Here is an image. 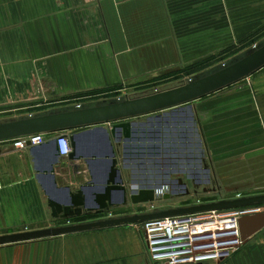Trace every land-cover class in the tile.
Masks as SVG:
<instances>
[{"label": "crops", "instance_id": "0c3cea01", "mask_svg": "<svg viewBox=\"0 0 264 264\" xmlns=\"http://www.w3.org/2000/svg\"><path fill=\"white\" fill-rule=\"evenodd\" d=\"M181 1L0 0V106L27 101L42 91L61 97L156 78L170 67L194 64L212 49L228 46V33L244 29L238 22H228L230 0H205L213 6L204 22L197 18L198 0H188L183 11ZM262 24L250 21L245 30L255 31ZM237 96L240 90L201 106L206 124L212 125L213 115L220 112L228 130L238 125L240 131ZM125 121L134 127V119ZM206 136L212 144L207 132ZM38 167L31 147L17 149L11 140L0 141V235L49 227L59 220L52 216ZM56 179L59 187L78 190L91 180L86 160L60 157ZM240 228L242 247L226 260L205 264H264V204L242 217ZM0 264L162 263L152 259L138 225H120L3 245Z\"/></svg>", "mask_w": 264, "mask_h": 264}, {"label": "rangeland", "instance_id": "374dc122", "mask_svg": "<svg viewBox=\"0 0 264 264\" xmlns=\"http://www.w3.org/2000/svg\"><path fill=\"white\" fill-rule=\"evenodd\" d=\"M210 2L205 0L196 2L197 18H200L198 21H205L206 11L211 5L213 6V2ZM187 8L188 0H182V11ZM228 15V22L233 25L238 22L240 28L244 29L239 34L230 31L228 46L224 47V43L222 47L212 49L211 55L199 58L194 64L170 67L163 74L159 73L156 78L127 83L110 90L71 93L61 97L45 96L43 94L45 92L42 91L41 95L27 101L24 99L6 101L0 106V122L67 107L124 100L127 97L175 87L196 76L207 75L226 63L236 61L254 47L264 43V0L259 2L230 0ZM250 21L263 24L255 31L246 32L245 29ZM207 38L211 39L212 34H207ZM238 90L240 97L237 96L234 101L240 100V131L236 129L238 125L228 130L227 121H221L220 112L213 115L212 125L206 124L200 107L209 104L212 100L234 94ZM211 96L208 99L185 104L183 107L145 115L144 118L143 116L133 118L138 137L133 143L144 145L142 151L145 154L142 157L133 156L125 159L122 155L123 143L117 146L118 166L122 170L128 189L132 184L139 185L140 188L151 186L161 198L150 202L133 203L128 197L127 204L71 220L59 219L52 226L167 210L222 198L235 199L264 194V188H260L264 185L262 178L264 175V67ZM241 103L251 107H245ZM104 126L107 128L108 125ZM206 132L212 139V144H209ZM238 138H240L239 144H237ZM133 151L141 150L137 147ZM258 174L261 177L257 176ZM131 191L129 189V193ZM166 193L170 194L168 199L163 197Z\"/></svg>", "mask_w": 264, "mask_h": 264}, {"label": "water", "instance_id": "95a60500", "mask_svg": "<svg viewBox=\"0 0 264 264\" xmlns=\"http://www.w3.org/2000/svg\"><path fill=\"white\" fill-rule=\"evenodd\" d=\"M264 67V43L254 47L236 61L226 63L207 75L196 76L188 81L161 91L127 97L89 106L64 108L52 112L0 122V141L36 133L57 134L62 131L89 128L70 136L73 152L71 159L84 158L88 164L91 180L73 190L71 186L59 187L56 167L59 149L56 136L43 144L31 146L39 159L40 178L49 196L52 216L71 220L92 213H101L113 207L128 203L155 201L161 196L154 187L132 184L131 193L118 166L117 146L122 144L123 157H142L144 145L134 144L138 140L132 122L135 117L175 109L206 95L233 85ZM114 123L111 128L104 125ZM153 133V131H151ZM139 151H133L134 148ZM154 148L158 146H153ZM151 154V153H149ZM46 161H42V157ZM186 186V185H185ZM187 192H189L186 186ZM164 198L170 197L166 193ZM264 204V194L244 196L235 199L187 205L167 210L136 213L132 215L73 222L60 226H49L0 235V246L21 242L37 241L61 235L85 232L120 225H137L144 221L167 216L185 215L209 210H225Z\"/></svg>", "mask_w": 264, "mask_h": 264}, {"label": "built area", "instance_id": "2783aa9c", "mask_svg": "<svg viewBox=\"0 0 264 264\" xmlns=\"http://www.w3.org/2000/svg\"><path fill=\"white\" fill-rule=\"evenodd\" d=\"M53 136H56L60 157L69 156L73 148L67 131L36 133L10 140L15 148L27 149L43 144ZM260 208L246 206L167 216L137 225L144 232L153 260L162 264H205L226 260L242 247L240 220Z\"/></svg>", "mask_w": 264, "mask_h": 264}, {"label": "bare ground", "instance_id": "6f19581e", "mask_svg": "<svg viewBox=\"0 0 264 264\" xmlns=\"http://www.w3.org/2000/svg\"><path fill=\"white\" fill-rule=\"evenodd\" d=\"M73 148V147H72ZM73 152V151H72ZM209 211H211V210H209Z\"/></svg>", "mask_w": 264, "mask_h": 264}]
</instances>
